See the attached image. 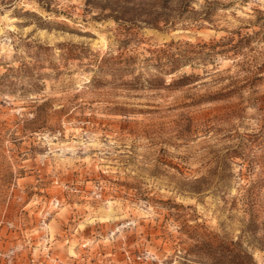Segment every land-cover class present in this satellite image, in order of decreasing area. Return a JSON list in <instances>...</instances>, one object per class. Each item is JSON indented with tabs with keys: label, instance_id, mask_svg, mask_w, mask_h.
I'll return each mask as SVG.
<instances>
[{
	"label": "rangeland",
	"instance_id": "rangeland-1",
	"mask_svg": "<svg viewBox=\"0 0 264 264\" xmlns=\"http://www.w3.org/2000/svg\"><path fill=\"white\" fill-rule=\"evenodd\" d=\"M124 253L264 264V0H0V264Z\"/></svg>",
	"mask_w": 264,
	"mask_h": 264
},
{
	"label": "built area",
	"instance_id": "built-area-1",
	"mask_svg": "<svg viewBox=\"0 0 264 264\" xmlns=\"http://www.w3.org/2000/svg\"><path fill=\"white\" fill-rule=\"evenodd\" d=\"M140 256H136V257H129L126 253H124V256L122 258V260L117 261L113 264H140ZM143 259H147V255L145 257H143Z\"/></svg>",
	"mask_w": 264,
	"mask_h": 264
}]
</instances>
